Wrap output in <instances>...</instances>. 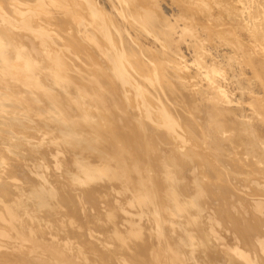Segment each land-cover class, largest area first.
<instances>
[{"label": "bare ground", "instance_id": "6f19581e", "mask_svg": "<svg viewBox=\"0 0 264 264\" xmlns=\"http://www.w3.org/2000/svg\"><path fill=\"white\" fill-rule=\"evenodd\" d=\"M0 264H264V0H0Z\"/></svg>", "mask_w": 264, "mask_h": 264}, {"label": "rangeland", "instance_id": "374dc122", "mask_svg": "<svg viewBox=\"0 0 264 264\" xmlns=\"http://www.w3.org/2000/svg\"><path fill=\"white\" fill-rule=\"evenodd\" d=\"M236 24V23H235ZM250 46H252V45H250ZM249 47V46H248ZM255 47V46H254ZM253 47V48H254ZM62 54H63V56H62V58L65 60V61H70L72 58L70 57V56H72L71 54H68V53H66V52H64V51H62ZM72 61V60H71ZM253 84L251 83L250 84V87L252 86ZM254 86V85H253ZM253 86L251 87L252 89H253ZM244 87V86H243ZM243 87L241 86V88L243 89ZM247 88V87H246ZM246 88H244L245 89V91H247V90H249L248 88H247V90H246ZM256 88V87H255ZM252 89H250V90H252ZM181 90V89H180ZM249 90V91H250ZM179 103V102H178Z\"/></svg>", "mask_w": 264, "mask_h": 264}]
</instances>
